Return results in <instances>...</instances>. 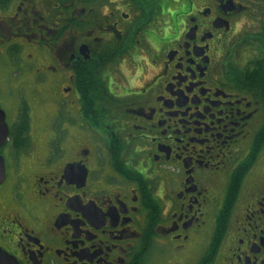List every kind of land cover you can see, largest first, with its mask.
<instances>
[{
  "label": "flooded vegetation",
  "instance_id": "obj_1",
  "mask_svg": "<svg viewBox=\"0 0 264 264\" xmlns=\"http://www.w3.org/2000/svg\"><path fill=\"white\" fill-rule=\"evenodd\" d=\"M0 97L18 264H264V0H0Z\"/></svg>",
  "mask_w": 264,
  "mask_h": 264
},
{
  "label": "water",
  "instance_id": "obj_2",
  "mask_svg": "<svg viewBox=\"0 0 264 264\" xmlns=\"http://www.w3.org/2000/svg\"><path fill=\"white\" fill-rule=\"evenodd\" d=\"M7 123H5V112L0 109V146L7 138ZM4 169L3 159L0 155V183L5 179L4 177ZM0 264H18L14 258H12L9 254L0 249Z\"/></svg>",
  "mask_w": 264,
  "mask_h": 264
},
{
  "label": "rangeland",
  "instance_id": "obj_3",
  "mask_svg": "<svg viewBox=\"0 0 264 264\" xmlns=\"http://www.w3.org/2000/svg\"><path fill=\"white\" fill-rule=\"evenodd\" d=\"M18 73V72H16ZM10 74V71L9 73ZM10 85H13V84H10ZM13 90V89H12ZM23 95L25 96V98H27V96L31 95L29 94L28 91H23ZM16 106V101L14 100V98L12 97L11 100H5L4 98L0 97V107H3L5 109L6 112H8V117L10 118L12 115H13V108H15ZM34 122V125L36 126L38 123L33 121Z\"/></svg>",
  "mask_w": 264,
  "mask_h": 264
}]
</instances>
